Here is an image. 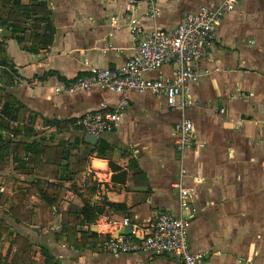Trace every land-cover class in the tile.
I'll return each instance as SVG.
<instances>
[{"label": "crops", "instance_id": "0c3cea01", "mask_svg": "<svg viewBox=\"0 0 264 264\" xmlns=\"http://www.w3.org/2000/svg\"><path fill=\"white\" fill-rule=\"evenodd\" d=\"M223 1L47 0L54 34L46 47L33 40L45 33L42 27L24 25L19 43L0 26V46L11 64H0V86L25 106L19 121L29 123L35 132L26 140L29 154L63 148L88 156L86 166L69 177L64 176L73 170L72 160L59 163L60 176L67 178L59 181L66 193L48 227L41 229L37 217L25 227L6 215L10 205L5 212L0 209L11 230L9 241L0 234L2 262L12 261L16 252L12 242L20 234L33 244L38 264H45L49 253L58 264H176L172 255H113L104 250L105 244L75 248L67 240L79 243L84 233L87 242L91 233L107 239L116 236L125 218L134 230L145 232L160 212L180 215L179 189L174 185L181 182L192 190L197 211L189 233L194 254L204 255L206 264H264V0H242L223 18L201 63L211 73L191 87L196 105L184 112L169 108L165 97L133 94L120 128L102 135L97 146L87 147L83 139L88 134L76 126L77 119L103 105L114 107L120 96L97 89L55 92L91 68L122 67L135 53L130 18L142 20L148 32H170L185 15ZM153 7L158 10L156 18H147ZM172 76V66L145 73L146 79ZM3 104L0 94V110ZM183 117L193 122L195 142L181 156L174 126ZM100 144L102 158L97 151L91 153ZM111 164L118 167L116 173ZM183 168L187 174L181 178ZM195 177L203 181L196 182ZM38 181L33 173L11 166L0 173V194L30 190L33 210L40 203ZM109 204L121 207L111 209ZM69 227L78 231L59 241L60 230Z\"/></svg>", "mask_w": 264, "mask_h": 264}, {"label": "built area", "instance_id": "2783aa9c", "mask_svg": "<svg viewBox=\"0 0 264 264\" xmlns=\"http://www.w3.org/2000/svg\"><path fill=\"white\" fill-rule=\"evenodd\" d=\"M242 0H224L217 6L201 7L197 13L185 15L179 25L170 32L154 29L147 31L142 20L130 18L129 32L135 42V53L117 69L91 68L88 73L55 89L56 93H76L94 89L118 94V103L109 108L103 105L76 121V126L92 137L114 132L120 128L133 94H152L165 97L171 109L186 111L195 106L190 96L191 87L211 71L202 68L215 41L217 27L223 18L235 11ZM132 9H129L131 11ZM156 7L149 10L147 18L155 19ZM172 66L170 79H146L145 73ZM224 113V110H221ZM175 147L184 156L193 149L195 142L193 122L183 117L174 126ZM187 174L183 168L181 178ZM182 180V179H181ZM196 182L203 181L195 177ZM178 216L160 212L145 232L132 230L131 236H111L104 250L113 255L147 253L154 256L172 255L176 264H206L202 254H194L189 246L191 220L197 211L192 206V190L180 184ZM132 226L125 218L122 228Z\"/></svg>", "mask_w": 264, "mask_h": 264}, {"label": "trees", "instance_id": "16d2710c", "mask_svg": "<svg viewBox=\"0 0 264 264\" xmlns=\"http://www.w3.org/2000/svg\"><path fill=\"white\" fill-rule=\"evenodd\" d=\"M7 7L8 9L5 11L4 8ZM29 22L35 29L40 30L42 27L45 31L43 35H35L33 40L43 47L50 45L54 28L51 24L47 0H0V26L9 30L12 37L19 43L23 41L21 36L25 32L23 26ZM0 60V64L10 67L11 64L8 62L3 44L0 46ZM5 92L6 88L0 86V94L4 97V104L0 110V173L12 166L14 170L21 173L36 175L39 178L37 189L39 190L40 203L35 205L33 210L29 209V205L32 204L30 198L33 192L22 189L12 196L0 194V209L5 212L4 207L10 205L6 215L25 227H29L33 218L37 217L40 220V228L44 229L54 220L55 206L61 203L66 193L63 183L59 181H64L67 179L64 177L79 173L81 168L86 166L88 156L72 155L70 150L63 148L56 149V151L52 148L41 149L37 153L29 154L31 145L26 140L34 137L35 132L29 123L23 124L19 121L24 114L25 106L15 96ZM77 142L82 144L81 140H77ZM83 145L87 146L84 143ZM103 148L104 145L100 144L91 153L97 151L98 157L102 158ZM25 157L28 158L27 161H24ZM69 159L72 160L73 170H66V175L61 177L59 163ZM111 169L116 173L118 167L111 164ZM115 178L113 176V179ZM109 206L111 209L121 207L116 204H109ZM92 209L89 212H92ZM82 213L87 216L86 210H83ZM76 231H78L76 227L63 228L59 232L58 240H67V237H71ZM0 234H5L6 240H10L11 230L6 228L2 217H0ZM84 234H82L79 243L73 238H69L67 242L75 248L87 249L97 244H105L109 240L104 236L99 237L98 234L91 233L92 236L87 242L84 241ZM12 244L16 247L12 261L7 263L0 260V264H38L33 260V244L24 236L17 234ZM45 255V264H58L50 253Z\"/></svg>", "mask_w": 264, "mask_h": 264}, {"label": "water", "instance_id": "95a60500", "mask_svg": "<svg viewBox=\"0 0 264 264\" xmlns=\"http://www.w3.org/2000/svg\"><path fill=\"white\" fill-rule=\"evenodd\" d=\"M85 144H88L90 146H97L99 143V138L98 137H92L90 135H86L83 139ZM94 165L96 166H104V164L102 162H94ZM132 226H125L123 227L120 232H118V234L115 236L116 238L119 236H131L132 234Z\"/></svg>", "mask_w": 264, "mask_h": 264}]
</instances>
